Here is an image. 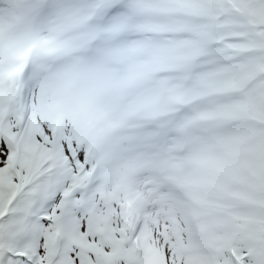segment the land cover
<instances>
[{"label":"snow or ice","instance_id":"6c2138e0","mask_svg":"<svg viewBox=\"0 0 264 264\" xmlns=\"http://www.w3.org/2000/svg\"><path fill=\"white\" fill-rule=\"evenodd\" d=\"M0 264H264V0H0Z\"/></svg>","mask_w":264,"mask_h":264}]
</instances>
